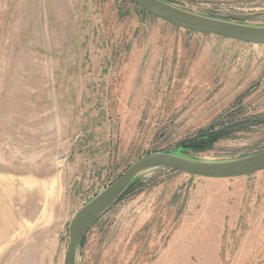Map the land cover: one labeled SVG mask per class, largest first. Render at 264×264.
<instances>
[{
	"label": "rangeland",
	"instance_id": "374dc122",
	"mask_svg": "<svg viewBox=\"0 0 264 264\" xmlns=\"http://www.w3.org/2000/svg\"><path fill=\"white\" fill-rule=\"evenodd\" d=\"M264 28V0H160ZM205 150L190 148L212 132ZM264 151V45L203 35L130 0H0V264H64L75 214L142 156ZM75 264H264V171L146 170Z\"/></svg>",
	"mask_w": 264,
	"mask_h": 264
},
{
	"label": "water",
	"instance_id": "95a60500",
	"mask_svg": "<svg viewBox=\"0 0 264 264\" xmlns=\"http://www.w3.org/2000/svg\"><path fill=\"white\" fill-rule=\"evenodd\" d=\"M149 15L174 26L203 35H214L253 45H264V28L235 25L200 17L160 0H130ZM165 168L206 179H234L264 171V151L222 163H199L164 153L142 156L95 198L84 205L71 220L69 243L64 264H75L76 252L95 221L105 213L126 191L133 180L150 169Z\"/></svg>",
	"mask_w": 264,
	"mask_h": 264
},
{
	"label": "trees",
	"instance_id": "16d2710c",
	"mask_svg": "<svg viewBox=\"0 0 264 264\" xmlns=\"http://www.w3.org/2000/svg\"><path fill=\"white\" fill-rule=\"evenodd\" d=\"M211 131L212 132L203 135L201 138H199V140H195V142H193V145H191L190 148H193L194 150H205L224 135L223 131L220 130H211ZM133 186H134V181L129 185V187L126 189V191L121 195V197L118 200H120L124 195H126L133 188ZM84 239L85 237L83 238L80 246L83 244Z\"/></svg>",
	"mask_w": 264,
	"mask_h": 264
},
{
	"label": "crops",
	"instance_id": "0c3cea01",
	"mask_svg": "<svg viewBox=\"0 0 264 264\" xmlns=\"http://www.w3.org/2000/svg\"><path fill=\"white\" fill-rule=\"evenodd\" d=\"M208 180H222V179H208Z\"/></svg>",
	"mask_w": 264,
	"mask_h": 264
}]
</instances>
